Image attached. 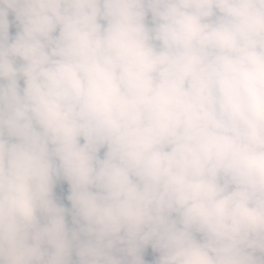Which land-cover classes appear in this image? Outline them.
<instances>
[{
    "label": "clouds",
    "instance_id": "clouds-1",
    "mask_svg": "<svg viewBox=\"0 0 264 264\" xmlns=\"http://www.w3.org/2000/svg\"><path fill=\"white\" fill-rule=\"evenodd\" d=\"M0 264H264V0H0Z\"/></svg>",
    "mask_w": 264,
    "mask_h": 264
}]
</instances>
